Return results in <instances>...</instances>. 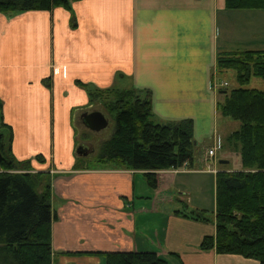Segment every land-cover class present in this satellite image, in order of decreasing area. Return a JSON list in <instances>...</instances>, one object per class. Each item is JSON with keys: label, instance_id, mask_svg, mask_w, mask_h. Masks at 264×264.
<instances>
[{"label": "crops", "instance_id": "0c3cea01", "mask_svg": "<svg viewBox=\"0 0 264 264\" xmlns=\"http://www.w3.org/2000/svg\"><path fill=\"white\" fill-rule=\"evenodd\" d=\"M241 19L253 34H238ZM247 48H264V10L227 9L225 0H72L71 10L0 13L2 121L10 126L14 157L49 176L53 264L59 258L58 264H102L106 251L117 250L154 251L168 264H259L201 248L214 222L181 213L206 210L200 189L195 202L185 197L190 190L183 180L193 186L195 175L210 183L208 207L215 209L216 174L202 159L215 136L222 147L209 165L217 171L241 167L239 153L224 141L236 128L219 126L212 83L217 52ZM76 80L95 88L128 81L149 91L157 122L191 120V163L187 170L156 171L155 198L147 205L140 194L143 170L90 157L100 147L96 134L106 127L111 133L113 120L89 104ZM94 110L107 119L98 131L83 124ZM81 143H91L92 151L77 153Z\"/></svg>", "mask_w": 264, "mask_h": 264}, {"label": "trees", "instance_id": "16d2710c", "mask_svg": "<svg viewBox=\"0 0 264 264\" xmlns=\"http://www.w3.org/2000/svg\"><path fill=\"white\" fill-rule=\"evenodd\" d=\"M72 0H0V12L71 10ZM227 9L264 10V0H225ZM71 26L75 17L72 14ZM217 74L235 71L240 85L220 87L216 109L236 120L239 127L225 144L239 153L241 167L216 173L215 209L190 210L183 215L214 222L215 232L200 247L219 253L239 254L264 264V90L243 87L251 77L264 79V48L219 51ZM90 105L102 107L113 120L110 135L96 152L99 162L143 170L147 183L157 186L156 171L190 164L195 142L191 120L157 122L149 91L111 85L95 88L80 80ZM227 84V82H226ZM220 94L221 96L218 97ZM0 101V264H53L51 249L50 179L33 172L29 160H17L10 148L11 129L2 121ZM36 158L41 160V156ZM102 264H168L154 251H106Z\"/></svg>", "mask_w": 264, "mask_h": 264}, {"label": "rangeland", "instance_id": "374dc122", "mask_svg": "<svg viewBox=\"0 0 264 264\" xmlns=\"http://www.w3.org/2000/svg\"><path fill=\"white\" fill-rule=\"evenodd\" d=\"M244 10V9H243ZM0 13H3V12H0ZM7 15H11L13 13H6ZM249 18V17H247ZM248 20H255V19H248ZM244 19H241L238 23V25L235 27V30H239L238 34H253L254 33V28L252 25H248V32L245 31V28L244 27ZM197 58V57H196ZM196 61V59H195ZM213 76L215 77L214 80H213V83H212V88L215 90L216 94L218 93V89L220 87H223V86H227L228 89H231V88H236V87H239L240 85L238 84V82L236 81L235 79V71L233 69H227L225 70L223 73L221 74H217V71H216V68L214 69L213 71ZM227 82V84H226ZM121 85V86H119ZM131 86V83H128V81L126 82V84H120L118 83V87H121V88H134L136 89V87H129ZM243 87H246V88H256V89H260V90H264V79L260 78V77H256V76H253L251 77V79L249 80L248 83L244 84ZM139 89V88H137ZM142 90V89H141ZM220 97L221 95L218 94ZM106 113V112H105ZM218 115V118H219V126L223 129V130H233V128H238L239 127V122L236 121V120H232L230 118H227L225 116H222L220 113H217ZM109 118L111 116H108ZM111 119V118H110ZM75 124H77L75 122ZM76 128L79 129V125L77 124L76 125ZM77 129V130H78ZM109 129L108 127L100 130L98 132L97 135V140L96 139V143H95V148L96 150L98 149V147L100 146L101 142L103 139H106L108 136H109ZM90 137L89 135H86V138ZM229 151L230 152H236L235 150H233L231 147H229ZM94 155H96V152L92 154V156L90 157H95ZM216 157V156H215ZM214 157V158H215ZM214 158H211V159H208L207 158V155H206V152H204L203 154V161L205 162V165H208L207 166V169L212 171L211 169H215V168H212L211 165H209L210 163L212 164H215V159ZM231 159V160H234L235 157H234V154H231L228 156V159ZM210 161V162H209ZM240 163V160H239V157H238V161H237V168H238V164ZM223 166V164L221 165ZM230 166H231V163H230ZM167 169H173L174 171L176 170H187V163L184 162L183 164H181L180 166H177V167H170V168H166ZM162 170V169H161ZM216 170V169H215ZM218 170V169H217ZM212 171V172H215V174L218 172V171ZM139 176V175H138ZM183 182H186L187 183V186L189 188L190 191H186L188 192V195L186 194V198H190V200L192 202H195V199L197 198V188L200 189L202 191V200L204 202V205L206 206L205 209L207 211V213H212L213 211V208L212 207H208L211 205V203H209V200L211 199V196H212V191H211V185L210 183L208 182L207 179L205 178H201L200 176H192L191 177V183L193 184V186H190V181L188 179H185L183 180ZM141 187H142V193H140L142 196H143V199L139 198V200L141 199L142 200V203L147 205V203L149 202V198L151 197V199H154L155 198V189L154 187L150 186L148 183H147V180H146V177L142 175V183H141ZM178 185V183H177ZM190 186V187H189ZM169 186H165V190H169ZM140 188V187H139ZM162 190V189H160ZM174 190V189H172ZM176 190V189H175ZM154 191V192H153ZM161 195V193H160ZM158 200H159V197H158ZM146 201V202H145ZM214 202V201H213ZM189 207L190 204H189ZM149 222H147V225H148ZM60 261V258L59 259H56L55 260V264H58Z\"/></svg>", "mask_w": 264, "mask_h": 264}, {"label": "water", "instance_id": "95a60500", "mask_svg": "<svg viewBox=\"0 0 264 264\" xmlns=\"http://www.w3.org/2000/svg\"><path fill=\"white\" fill-rule=\"evenodd\" d=\"M83 124L92 131H98L107 126V119L102 112L94 110L84 114ZM92 149L91 143H81L76 147V152L87 155Z\"/></svg>", "mask_w": 264, "mask_h": 264}, {"label": "built area", "instance_id": "2783aa9c", "mask_svg": "<svg viewBox=\"0 0 264 264\" xmlns=\"http://www.w3.org/2000/svg\"><path fill=\"white\" fill-rule=\"evenodd\" d=\"M222 147L221 140L218 136L214 137L213 144L206 150V155L208 159L214 158L216 156V151ZM216 171L215 169H211Z\"/></svg>", "mask_w": 264, "mask_h": 264}, {"label": "bare ground", "instance_id": "6f19581e", "mask_svg": "<svg viewBox=\"0 0 264 264\" xmlns=\"http://www.w3.org/2000/svg\"><path fill=\"white\" fill-rule=\"evenodd\" d=\"M215 159V158H214ZM210 162V161H209ZM212 166V165H211Z\"/></svg>", "mask_w": 264, "mask_h": 264}]
</instances>
